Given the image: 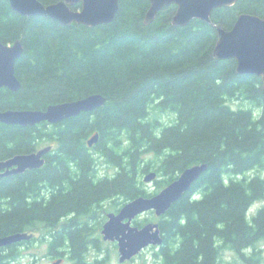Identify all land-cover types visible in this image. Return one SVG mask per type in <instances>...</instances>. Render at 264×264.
<instances>
[{
    "label": "trees",
    "instance_id": "obj_1",
    "mask_svg": "<svg viewBox=\"0 0 264 264\" xmlns=\"http://www.w3.org/2000/svg\"><path fill=\"white\" fill-rule=\"evenodd\" d=\"M118 5L110 24L88 28L24 17L0 0V42L20 40L23 47L14 65L20 88L0 90V111L105 98L100 109L59 124H0V158L53 147L42 169L0 183L6 202L0 235L31 229L63 236L73 264H105L110 254L98 237L103 214L152 197L186 168L206 164L165 215L148 212L151 218L134 221L159 225L163 242L154 247L153 264H264V205L250 213L264 201L261 80L238 75L233 59L213 58L218 28L230 30L241 13L264 18V0H238L213 12L212 24L185 27L171 26L174 5L150 25L143 23L148 0ZM162 115L173 118L164 123ZM95 134L97 143L88 147ZM100 166L113 173L99 174ZM150 172L162 177L155 192L142 181ZM91 245L94 261L86 257Z\"/></svg>",
    "mask_w": 264,
    "mask_h": 264
},
{
    "label": "water",
    "instance_id": "obj_2",
    "mask_svg": "<svg viewBox=\"0 0 264 264\" xmlns=\"http://www.w3.org/2000/svg\"><path fill=\"white\" fill-rule=\"evenodd\" d=\"M238 0H148L149 8L144 16V25H150L156 15L174 5L176 11L171 18V26L185 27L195 20L212 24L211 15L218 9L230 8ZM11 9L24 17H47L65 27L73 24L93 28L110 24L118 12V0H60L43 5L38 0H8ZM76 5L80 8L73 9ZM23 47L20 40L10 44L0 42V90L6 88L16 92L20 83L15 76L14 65L21 57ZM217 61L233 59L238 75L256 76L261 80L264 102V18L241 13L230 30L218 28V37L213 50ZM105 104L100 94H92L79 100L51 104L42 110H5L0 111V124L20 127H34L40 123L50 125L75 118L82 113H91ZM95 134L87 141L88 147L97 143ZM47 146L26 155H16L0 162V171L6 170L8 176L20 174L25 170L40 169L44 156L51 151ZM15 166V169L10 170ZM206 164H197L183 170L178 178L161 189L152 197H137L126 202L117 213H108L101 226L100 234L104 242L115 243L118 264L133 260L149 247H160L163 239L159 225L149 222L141 227L134 221L139 216L153 212L156 217L167 213L170 207L190 191L192 185L206 172ZM156 173L145 174L142 181L146 184L156 180ZM25 233L0 237V247L29 239Z\"/></svg>",
    "mask_w": 264,
    "mask_h": 264
},
{
    "label": "flooded vegetation",
    "instance_id": "obj_3",
    "mask_svg": "<svg viewBox=\"0 0 264 264\" xmlns=\"http://www.w3.org/2000/svg\"><path fill=\"white\" fill-rule=\"evenodd\" d=\"M2 89L7 90L6 88H2ZM10 92H12V91H10ZM40 124H42V123H40ZM2 125H4V124H2ZM6 126H12V125H6ZM13 126H15V125H13ZM17 127H20V126H17ZM20 128H31V127H20ZM47 146H50V145L45 144L43 146L37 147L35 150L30 151V152L15 153V154H12V155L7 156V157L0 158V162L9 160L16 155H26V154L38 152L40 149L45 148ZM52 149H53V147H52ZM46 155L44 156V164H45ZM42 167L40 169H42ZM15 168L16 167L13 166L12 168H10V170L15 169ZM40 169L25 170L20 174L0 176V183L8 181V180H12L18 176L29 175L33 171H38ZM5 172H6V170L0 171V175L5 174ZM26 182L28 183V185H26L25 188L27 191H29L27 189V186L30 187L31 185H30V182H28V181H26ZM5 203L6 202L0 201V205L5 206L4 205ZM24 203L27 206L32 203L31 194H27L24 197ZM18 233H25L28 236H30V238L27 240L12 244L10 246L0 247V264H49V263H51V264H65V262H68L69 264H73V262L70 259V254H69L70 248L67 247V245L64 243L63 236L49 235L47 233H41V232H34L31 229L28 231H25V232H18ZM12 234H16V233L0 235V237L12 235ZM90 238H94V237H92V235H91ZM53 242H56V244H53ZM91 247H92V249H94V247L92 245H91ZM91 247L89 246V248H91ZM89 248H87L86 257L89 261H91V260L94 261V259L91 256V253H92L91 249H89ZM25 259H27V260H25Z\"/></svg>",
    "mask_w": 264,
    "mask_h": 264
},
{
    "label": "rangeland",
    "instance_id": "obj_4",
    "mask_svg": "<svg viewBox=\"0 0 264 264\" xmlns=\"http://www.w3.org/2000/svg\"><path fill=\"white\" fill-rule=\"evenodd\" d=\"M173 118V116L171 115H162V119L161 121L164 122V123H167L169 122V120ZM99 174H106V175H111L113 173V169L110 167H106V166H100V170L98 172ZM144 176V175H143ZM142 176V178H143ZM162 177H160L159 175L156 176V180H154L153 182L151 183H144L146 185V188L148 190H150V192H155L157 190V186L155 185V182L156 181H161ZM264 205V201L262 202H258L256 204H254L250 210V213H255L257 209H259L260 207H262ZM106 213L103 214V216L106 218ZM139 219H149L151 218V215L149 214H144L142 216H139L138 217ZM136 218V219H138ZM64 221V220H62ZM100 231H101V228L99 229V234H98V237L99 239L102 240V236L100 234ZM34 232H39V231H34ZM92 237H95L96 235L92 232L91 233ZM113 244L115 245V243H109V242H104L103 241V249L104 248H107V251L106 253L108 252L110 254V259L108 260L107 263L105 264H118L117 260H118V253H117V248L114 249L113 247ZM91 247V246H90ZM91 249V256H95L96 254V251H94V249L89 248ZM156 249H154V247H149V248H146L144 251H142L138 256H136L133 260L129 261V262H126L124 264H153V260H154V253H155ZM230 256V254L228 253H225V258L226 259H229L228 257ZM27 260V259H25ZM263 262H264V248H263ZM51 264V263H49ZM65 264H69L68 262H65Z\"/></svg>",
    "mask_w": 264,
    "mask_h": 264
}]
</instances>
